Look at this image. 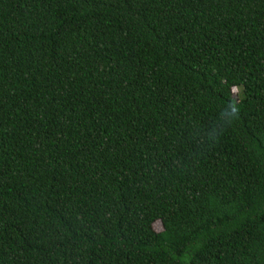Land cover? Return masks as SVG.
Masks as SVG:
<instances>
[{
    "label": "trees",
    "instance_id": "1",
    "mask_svg": "<svg viewBox=\"0 0 264 264\" xmlns=\"http://www.w3.org/2000/svg\"><path fill=\"white\" fill-rule=\"evenodd\" d=\"M0 264H264V0H0Z\"/></svg>",
    "mask_w": 264,
    "mask_h": 264
},
{
    "label": "rangeland",
    "instance_id": "2",
    "mask_svg": "<svg viewBox=\"0 0 264 264\" xmlns=\"http://www.w3.org/2000/svg\"><path fill=\"white\" fill-rule=\"evenodd\" d=\"M155 229H156L158 232L162 231V226H161V224H160V223H159V224H156Z\"/></svg>",
    "mask_w": 264,
    "mask_h": 264
}]
</instances>
